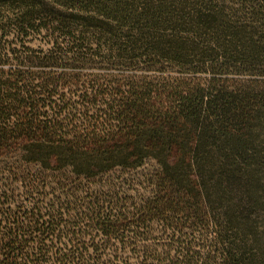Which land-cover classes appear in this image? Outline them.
Listing matches in <instances>:
<instances>
[{"label": "trees", "instance_id": "obj_1", "mask_svg": "<svg viewBox=\"0 0 264 264\" xmlns=\"http://www.w3.org/2000/svg\"><path fill=\"white\" fill-rule=\"evenodd\" d=\"M3 23L54 39L43 57L0 47V156L148 188L136 202L62 190L73 216L62 202L19 222L119 247L28 248L16 226L0 264H264V0H0ZM72 67L103 73L76 77L77 102L68 74L45 72Z\"/></svg>", "mask_w": 264, "mask_h": 264}, {"label": "rangeland", "instance_id": "obj_2", "mask_svg": "<svg viewBox=\"0 0 264 264\" xmlns=\"http://www.w3.org/2000/svg\"><path fill=\"white\" fill-rule=\"evenodd\" d=\"M15 31L16 28L10 24H0V32H2L0 33V47H9L11 49H17V51L19 49L21 51L29 49L31 50L29 57L33 58L43 57V54H47L50 50V41L54 39L53 36H50V31L48 33L43 31L40 34L30 31L27 36L18 34ZM3 33H8L10 35L3 38ZM45 72L56 73L52 76L62 75L60 73L68 74L67 76L70 77L73 82L69 81L67 83H62V89L65 88V90H63L66 93L65 99L76 102L81 100L77 98L78 91L81 89H75L76 86L73 85L75 83L74 81H76V77L79 74H83L85 75V79H87L89 78L88 75H94V78H98L101 74L103 75L101 72L92 71L82 73L80 70H75L73 67L66 70H51ZM129 72L130 71H127V69H121L119 72L112 73V75L116 76L120 74L122 76H128L130 75ZM204 78L205 76L201 77V79ZM70 93H73V95H70ZM74 95L75 97H73ZM151 172L152 169L147 167V170L142 174L148 175L147 173ZM135 177V179H140L141 181H145L146 178L142 175ZM147 188V183H143L141 186L135 185L134 182H132L131 175L128 176L124 174L120 169H116L107 175L90 178L89 180L75 178L69 172V169H63L59 172H54L50 169L46 170L37 164L25 162L19 148L13 147L4 155L0 156V233H4L16 226H24L25 229L22 231L26 230L28 232L24 233L26 235L22 237L21 240L19 239V241L21 242L20 245L28 248L50 247L63 250V248L75 246L78 242L89 247H97L102 244H111L115 247H119L120 245L117 244V241L113 239L110 241L109 238H105L100 233L93 232L92 229L89 228H83V231H86V233L90 235L92 234V240H89L87 235L78 237L71 235L66 229L61 230L59 234L56 232L51 236H36V234H31V229H35L34 223H30L28 220H25L22 224H19V222L23 221L24 213H30L32 207L36 209L33 213H37L41 208H49L51 205H57L58 203L62 205V202L66 203V206L63 205V208L67 207L68 211H70L68 214L73 216L71 210L75 208V204H73L74 202L72 200H64V197L60 193L62 190H70V193L81 198H85L86 194H84V192L87 191V194H89L88 197H90L92 193L93 196H100L99 198L106 201L109 200V197H112L114 201L119 198L126 200L133 199V201L136 202L139 197L145 195ZM103 195L108 196V198ZM57 198L60 199L59 202H57ZM84 201L87 200L85 199ZM71 202L72 204L67 205ZM42 213H44L43 210ZM6 217H8L9 221H7ZM11 218L15 219V224H12ZM45 219L47 220V218ZM61 219L68 223L77 222V220L69 219V217H63ZM62 224L64 225V223ZM13 232L14 231H12V233ZM152 242L151 240L150 242H141V244L151 245ZM125 261L127 262V260ZM168 263L169 262H161V264ZM129 264H135V261L130 260Z\"/></svg>", "mask_w": 264, "mask_h": 264}]
</instances>
